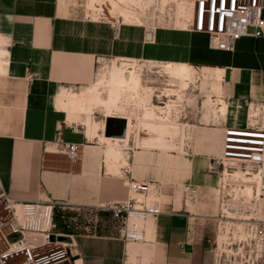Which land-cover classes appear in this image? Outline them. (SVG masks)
Wrapping results in <instances>:
<instances>
[{
    "label": "crops",
    "instance_id": "crops-1",
    "mask_svg": "<svg viewBox=\"0 0 264 264\" xmlns=\"http://www.w3.org/2000/svg\"><path fill=\"white\" fill-rule=\"evenodd\" d=\"M87 2L0 0V42L7 52L0 73V186L10 198L23 202L66 201L74 210L63 214L70 217L90 214L82 232L72 234L80 264H212L202 207L177 196L176 189L200 194L215 187L217 176L207 168L212 158L221 155L224 128L235 125L231 117L201 127L189 151L181 156L145 151L157 149L160 142L152 134L154 124L146 125L137 116L126 150L128 165L114 175L106 165L107 143L98 137L89 139L84 116L60 109L58 97L63 91L83 87L75 91L82 93L93 87L99 79L98 72L91 82L97 59H151L222 73L227 114L239 116L245 114L244 98L264 101V36L243 37L234 50L216 51L209 49L206 35L180 27L157 30L152 42L145 43L139 27L120 26L115 34L105 12L106 18L89 19ZM97 109L92 117L101 127L100 135L105 134L107 118L126 120L121 114L107 115ZM59 127L62 140L78 146L74 161L54 150ZM209 142L216 146L210 149L213 152ZM123 169L137 182L167 191L155 196L161 202V214L144 222L141 242L118 238L115 222L102 209L127 199ZM62 221L66 224L64 215Z\"/></svg>",
    "mask_w": 264,
    "mask_h": 264
},
{
    "label": "built area",
    "instance_id": "built-area-1",
    "mask_svg": "<svg viewBox=\"0 0 264 264\" xmlns=\"http://www.w3.org/2000/svg\"><path fill=\"white\" fill-rule=\"evenodd\" d=\"M174 0L164 4L158 0L154 5L143 4L142 14L153 23L166 19L164 25H174L176 7ZM188 13L185 17L187 31L208 37V47L216 51H232L243 37L264 36V0H179ZM142 2V1H141ZM102 15H100L101 20ZM171 23V24H169ZM116 25V24H115ZM114 33L117 32V27ZM250 29H254L251 33ZM148 41H151L150 34ZM101 60V59H98ZM62 129L56 131L55 151L64 153L72 161L77 159L78 146L62 140ZM243 168L244 176L255 174L264 181V101L248 105L246 123L243 127H225L221 155L212 158L207 172L222 179L221 199L241 200L238 191L227 190V183L236 178L232 168ZM123 169V183L127 199L110 203L102 209L109 212L115 222V234L125 242H141L144 238L142 225L148 217L161 214V202L155 196L160 186L137 182ZM242 180V179H241ZM241 196V195H239ZM263 196V195H262ZM74 210L66 201L23 202L10 198L0 186V264H80L74 235L56 232L54 218L63 212ZM243 223L245 264H264V220L252 213L238 219ZM18 235L12 241L10 236ZM67 237L64 242L51 241L50 237Z\"/></svg>",
    "mask_w": 264,
    "mask_h": 264
},
{
    "label": "rangeland",
    "instance_id": "rangeland-1",
    "mask_svg": "<svg viewBox=\"0 0 264 264\" xmlns=\"http://www.w3.org/2000/svg\"><path fill=\"white\" fill-rule=\"evenodd\" d=\"M157 1L158 0H142L140 3L137 2V4L130 5L129 9L122 5L121 8L123 7L127 9L133 14L132 16H134L131 20L129 19V21H126L124 17L119 15V12L122 13L123 8L121 10L118 8L119 10L115 12V16L110 14L109 11H106L105 14L111 21L110 25H114L118 29L120 26L141 28L144 31V42L150 43L152 42V39L151 41H148V35L150 34L151 38H153L154 33L157 30L180 29V27L177 26L171 27V25H164L165 18L159 19V23H153L150 17L142 14L144 9L143 4L145 7L151 6ZM89 2L90 0L87 2L88 9H90ZM93 11H95V9H93ZM93 11L91 9L89 10V13H92ZM100 15H97L95 18H93L92 15L89 19L98 21ZM135 16L141 20V24L135 19ZM102 17L106 18L105 16ZM112 29L114 32L115 29ZM118 29L115 32H118ZM119 58L121 57H110L101 60L97 59L94 79L91 82L96 79V74H98V72L100 75L110 72V67L113 65V62ZM131 60H135L137 64L143 67V86L146 91L142 93L141 99L146 103V108L153 109L150 112V115L156 119L152 122L144 120V123L146 125L151 123L154 124L155 128L152 129V134L156 136L160 142V146H158L157 149H146L145 151L156 150V152L162 154L172 153L182 156L189 151L190 143L192 141L191 139L195 138V136L197 137V134L201 131L199 130L201 127H209L211 125L225 122L227 117H231V121L235 122V125H230V127H243L245 125L247 117L246 111L248 110L249 103L252 102L251 100L246 98L243 99L245 101V106L243 108L245 114L239 115L241 117L236 114H234L235 116L231 115V112H228V114L226 113L225 116H222L219 113L221 101H224L227 106V102L222 98V83L220 82L222 73L217 72L216 70L211 71L193 67L195 72L192 76V80L188 81V89L183 93L180 83L174 78L173 72L162 67L168 62L154 61L151 59ZM96 82L97 79L95 83ZM81 88L83 87H78V89L73 90L80 91ZM139 106L140 105L138 104L133 108H136L138 115L140 114L139 116H141V110H144V107L140 110ZM97 111L98 113L102 112L100 109H97ZM134 114L136 115V113ZM140 118H142V116ZM133 136L135 137L134 134ZM132 147L135 146L132 145ZM215 147L214 144H210L209 142V150H213ZM232 169H234L232 172L235 173L238 172V170L242 171L243 168L241 169L237 167ZM216 176L217 183L212 190L210 189L203 193L195 194L191 193V190L189 189L180 187L176 189V193L177 196L182 197L183 200H186L190 204H197L199 207H202L201 211H203V214L206 216L205 219L208 220L206 228L209 238L205 240V245L210 249L212 264H245L242 255H245L246 248H244L245 245H243L241 240H244L246 235L244 236L243 233V223L238 219L242 216H249L253 212L259 214L261 219H264V194L261 200V211L258 209V205L260 206V202H258L259 199L256 201V199L253 198L255 197L254 195L249 197L239 193L238 197L244 196L241 200L236 199V201H231V198H228V196L221 199L219 190L222 185V179L218 177V175ZM227 184L226 189L231 192L238 191L239 189L248 186V184L243 183L241 178H234L233 181ZM251 185L256 186V184ZM166 192L167 191L163 188L161 194L165 195ZM63 215L65 216L66 224L61 218H59V214H57L54 218L56 225L55 230L56 232L71 235L82 232L85 226L84 222L91 218V215L88 213H75L76 216L73 215V217H70V213H64ZM18 237V235H12L10 236V239L14 241L17 240ZM222 247L225 249L224 252L221 249Z\"/></svg>",
    "mask_w": 264,
    "mask_h": 264
},
{
    "label": "bare ground",
    "instance_id": "bare-ground-1",
    "mask_svg": "<svg viewBox=\"0 0 264 264\" xmlns=\"http://www.w3.org/2000/svg\"><path fill=\"white\" fill-rule=\"evenodd\" d=\"M140 1L142 0H90L89 10L92 9L93 11V9H95V11L91 13V15H93V18H95L97 15H100L101 13V15H104V12L106 11H109L110 14L115 16L114 14L119 10L118 8H120V10L123 8H121L122 5L126 6V8L129 9L130 5L137 4V2L140 3ZM161 1L164 4L167 0ZM173 2H175L176 7V20L174 22V26L184 29L186 27L185 17L188 16V13L184 10L182 2H180L179 0H174ZM122 10V13L119 12V15L124 17L126 21H129V19L131 20L134 17L132 16L133 14L127 9L123 8ZM135 19H137V21L141 24V20L138 17L135 16ZM6 55V50L0 47V73L4 72ZM162 67L173 72L174 78L177 79V81L180 83V86L184 93L188 89V81L192 80V76L195 72L194 68L188 64L173 63H167ZM142 68L143 67L137 64L136 61L117 59L110 67V72L103 75L99 74L97 83L90 89L82 93H77L75 91H63L62 94L58 97L57 106L60 109H64L65 111H69L76 115L84 116L83 125L87 128V135L89 139L98 137L101 143H107L108 149H106L105 151L107 163L106 165H108V169H110V171L114 175H120L121 167L128 164L126 150L128 149L130 142V132L135 127L132 126L134 124H132V121L133 118H138L137 116L140 115H135L134 109L132 107H135L138 104L140 105V110L144 107V110H141V119L151 122L156 120L150 115V112L153 109L146 108V103L141 99L142 93L146 91L143 86ZM220 106L221 108L219 110V113L222 116H225L227 113V106L225 102L221 101ZM95 108H100L101 110L107 112V115H113V113L123 115V117L126 119L124 137H114L117 139L113 140L111 139V137L105 136V134L100 135L99 131L101 127L98 121L94 120L92 117L93 110ZM141 116H139V118ZM119 143H123V146H121ZM137 146L139 147V145ZM245 175L253 176H244L243 172L240 170H238V172H235L234 174L236 178H241L243 183L248 184L247 187L241 188L239 193L247 195L249 197L254 195L255 197L253 198L256 199V201L259 199L258 202H260V206L258 205V209L261 211V200L262 194L264 193V181L255 176V174ZM251 184H256V186H252ZM221 249L223 252L225 251L223 247Z\"/></svg>",
    "mask_w": 264,
    "mask_h": 264
},
{
    "label": "water",
    "instance_id": "water-1",
    "mask_svg": "<svg viewBox=\"0 0 264 264\" xmlns=\"http://www.w3.org/2000/svg\"><path fill=\"white\" fill-rule=\"evenodd\" d=\"M250 32L253 33L254 29H250ZM228 76H230V72L226 71L225 72V80H228ZM125 128H126V122L124 119H118V118H107L105 120V136L107 137H118V138H122L124 137L125 134ZM51 241H59V242H64L67 241L68 238L67 237H55L54 235H52L50 237ZM186 251L189 252L190 249L187 247Z\"/></svg>",
    "mask_w": 264,
    "mask_h": 264
}]
</instances>
